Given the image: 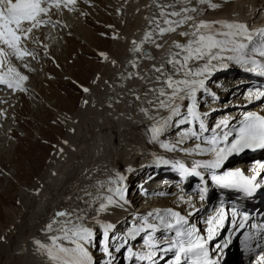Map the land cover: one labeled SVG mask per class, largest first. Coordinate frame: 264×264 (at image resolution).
<instances>
[{
  "label": "bare ground",
  "instance_id": "bare-ground-1",
  "mask_svg": "<svg viewBox=\"0 0 264 264\" xmlns=\"http://www.w3.org/2000/svg\"><path fill=\"white\" fill-rule=\"evenodd\" d=\"M84 1L75 0V3L71 4L65 3V0H60L61 7L59 10L65 9L68 12L71 9L76 10L75 6L82 7V5H86L88 1ZM172 2L173 0H122L121 2H110L109 9L117 17L115 18L112 15L115 19L111 20V24L114 25V22H117L119 25L116 28L118 34L115 32L117 34L115 41L111 45L105 46V50L108 52V54H105L108 62L99 68V79L94 80V82L92 81L93 83L91 81L89 83V80L85 79L84 84H88L86 85L88 89L85 101L78 109H73L74 119L72 120L77 121L69 122L71 131L65 138L67 143L62 145L61 149L56 152V156L49 161L43 175L38 178L34 189L28 188V193L33 197L31 203H28V207L31 210L26 212V216L21 215L22 213L19 210L17 211L18 216L15 215L16 220L14 219L17 222V228L13 232L16 233V239L13 243L10 244L9 242L5 245L4 255L6 259L4 264H51L46 253L39 249L35 242L40 241L45 245L51 246L50 237L62 235L55 231L58 225H53L52 232H48L47 230V225L54 219L61 223L65 220L64 217H57L56 215L61 211L71 213L73 218L81 216L83 219L77 222L91 228L95 239L101 233V230H104V225L111 224L113 227L118 226L119 223L130 218L137 211V208L140 209L138 210V214L134 215L136 219L135 227L143 226L145 219H147L148 223H153L154 221L158 223L155 219V213L160 212L163 214L168 210L180 213L188 220L189 226H191L195 225L193 224L195 222L198 223L199 217L201 215L204 216L206 210L209 209L210 212L214 210L217 213L216 215V213L211 212L208 216H205L209 222V218L214 215L211 218V221H213L211 227H213L214 238L216 240L219 234L216 228L224 226L228 217L231 218L230 230L235 229V224H238L236 227L238 229H235L237 231L246 229V224L249 222L251 215L238 216L240 213L234 207H225L227 201L224 199H221L220 203H217L216 206H210L209 203H206L209 198L206 199L204 197L201 199L194 192V188L190 189L188 185L181 187L177 183L175 176L164 166H155L156 164H163L162 161L164 160L172 161L178 157L183 162H186V160H192L191 162H193L195 159L203 161L211 159V156L205 154H188L190 150L195 149L197 144L192 143V140H190L188 143L186 142L182 145L180 140L186 139H182L183 135L178 138L177 134H175L176 139L172 136V129L177 125H181L177 122V118H174L173 122L169 124L164 133L156 140H153L150 131L157 121L169 115L163 109L158 110L157 97L153 92L149 91V89L161 87V84L156 82V77L160 73L155 72L154 67L163 65L165 72L174 74L172 66L167 63L170 52L176 53L180 51L173 46L174 42L186 44L189 40V37L179 35L182 31H189V25L178 28L176 32L168 33L164 36L159 35V30L154 23L156 19H159L161 11L157 7V4H171ZM212 3L219 5V7L212 9L207 4L198 5L196 0H192L191 6L202 9L201 14L196 15L197 21H227L230 23H243L244 21V24L249 28V25L246 23L247 20L249 22L250 20L251 22L257 21V16L264 15V0H212ZM182 6V4L177 3L175 10L179 11ZM68 7L71 9L67 10ZM101 7H104L102 3L94 11L99 20H102L101 18L106 16L102 12H99ZM59 10L52 9L51 18H47V16L40 17L41 20L47 21V23H41L39 27L35 28L36 31H40L38 40L33 36L34 29L28 35L29 38L21 41V47L26 49L28 54L20 59H17L15 56L8 58L11 60V66L21 75L28 76L26 75L28 70L23 68L24 71H22L20 66L28 65L29 68L31 67L28 61L37 50L38 46L36 44L42 42L43 46L45 45V42L42 41V39L44 40L45 31H42V29H46L49 25H63L62 20L66 14L65 12L64 14L60 13L62 11ZM119 13H121L120 17L117 15ZM160 25L161 27L165 26L162 19ZM259 25H264V23ZM216 26L219 27V25ZM148 32L153 33L152 38L145 40V35ZM83 37L90 46H94L93 41L95 38L88 31L83 32ZM26 40L28 41L26 42ZM134 41L141 48L140 52L133 51ZM157 44L161 45V47L157 48ZM45 47L49 49V46ZM144 53L148 55L145 56ZM113 62L117 66H113ZM133 63H135V67ZM142 63L144 64L142 65ZM200 63L202 64L203 61ZM230 65L235 66L233 63H229ZM189 66L194 68L197 65L194 62H190ZM0 72L6 73L7 67L0 68ZM231 72L233 73L230 74ZM234 72V70L226 71V68L217 67L211 75L207 76L205 81L207 91L200 90L197 93V108L201 113L204 123L206 120L212 123L218 117H222L226 121L229 118L228 113L235 111L238 116L235 120L230 121V126L234 127L236 125L235 121L248 113L262 114L261 111L262 109L264 110V104H261V102H255L251 106L248 104L259 99L254 95L257 90H253L254 93L248 96L253 98L249 101H242L241 96L244 91L252 89L250 85L245 86L243 83L251 82L253 86L257 84L256 86L261 88L260 85L263 84L264 78L247 71ZM49 73H51L50 69ZM52 74H54L53 71ZM249 78H253V80L249 81ZM106 80H108V83H106ZM13 82L20 86L12 87L13 89L18 88L17 91L19 92L26 89L27 85L29 88L31 86L28 79L19 81L18 78L13 77ZM47 84L50 88L56 83ZM31 90L28 89L30 92ZM51 90L53 91L54 89ZM54 92L53 94L58 98L57 92ZM209 93H212L214 96ZM136 97H140V99ZM200 98L203 101L201 100L200 102ZM161 99L164 98L161 97ZM150 100L154 101V103L150 104ZM207 101L208 103L210 102V106L201 108L202 104ZM189 103L190 101L185 100L181 106L184 116L187 115L186 105ZM142 109L146 110L147 114ZM0 116H3V114L0 113ZM194 124L195 127H198L195 129L199 130V125H197L199 123L197 122L196 124L195 122ZM184 127L179 126L177 129L183 132ZM67 129L69 130V128ZM11 134L12 132L9 133V135ZM203 135L199 139L200 145L201 147H208L209 145L204 144L203 141L204 139L211 138L213 136L212 132L208 130ZM232 139L229 136V140L231 141ZM190 143L191 145L189 146ZM162 144H168L170 148L174 146V150L166 149L161 146ZM182 148H186V151H182ZM0 159V161H3V164L10 162L1 153ZM259 164L261 163L258 162ZM263 171L264 169L258 167L255 172L260 174ZM203 173H205V180L203 181L206 183L205 187L208 188L210 186L209 178L211 177V171L203 170ZM149 174H155L156 177L148 181ZM121 176L124 177L123 180L119 179ZM165 177L170 180V186L173 185L172 188L164 185V181L161 178ZM135 179L139 180L144 186H146L145 183L147 182H149V185L152 184V187H148L150 192L143 193L136 198H133L134 195L131 197L132 192L129 194L128 191H131L135 187ZM157 180L160 181L156 184ZM110 181H115V183H110ZM261 186L257 190L261 191ZM117 188L121 190L120 195L123 196L122 200L118 199V194L115 192ZM109 189H113V191L109 192ZM127 194L131 197L130 199H128ZM20 196L23 197L22 195ZM108 196H112L117 200V206H109L102 212L100 211V205L101 203H107ZM256 197L255 200L261 199L259 195H256ZM23 198V205H25V201L29 197ZM258 207L260 205L256 204L253 210H256ZM12 211L15 210L6 209L3 212L6 216H9ZM233 212H236V216L232 215ZM149 213H153V215L149 216ZM218 214L224 216L223 224L218 225L215 223L214 218ZM241 224H243V227L240 226ZM132 230L133 227L125 229V236L128 242L125 244L123 238L120 241L123 244L121 245L122 247H124V244L131 246L136 243L138 244V239L142 236L146 238L148 236L147 232H140L135 238H132L129 235ZM221 230L223 231L224 228ZM167 232L168 230L155 233V238L159 240L161 237L166 236ZM58 243H62V246L66 247L71 246L67 241H58ZM95 245L96 242L94 244L91 242L86 246L93 253L92 247L94 248ZM163 246L165 245L161 244V247ZM114 247L113 245L112 248ZM144 251H148L146 246ZM109 252L110 255L105 254L104 251L103 253L92 254L94 264L100 263L99 261L103 257L105 259L118 258L120 261L116 262V264H122L121 252L114 251L112 253V249H109ZM168 255H171V252L158 253L155 264H162L163 259L161 258H165ZM249 260L250 258L247 259V261ZM128 264H136L134 258L128 261ZM139 264H148V262L144 261ZM240 264H245V261L241 260Z\"/></svg>",
  "mask_w": 264,
  "mask_h": 264
},
{
  "label": "snow or ice",
  "instance_id": "snow-or-ice-1",
  "mask_svg": "<svg viewBox=\"0 0 264 264\" xmlns=\"http://www.w3.org/2000/svg\"><path fill=\"white\" fill-rule=\"evenodd\" d=\"M196 2L198 5L207 4L212 9L219 7V5L212 3V0H196ZM65 3L74 4L75 0H65ZM177 3L183 5L179 11L175 10ZM191 4L192 0H173L171 4H157L161 11L159 19H156L154 23L160 36L176 32L178 28L185 25H189L190 30L179 33L181 36L189 37L188 42L186 44L174 42L173 46L180 51L169 54L167 63L172 66L174 74L165 72L163 65L154 67L155 72L160 73L156 77V82L161 84V87L149 89V91L157 97L158 110L163 109L169 115L157 121L150 129L153 140L158 139L164 133L174 118H177L179 124L198 122L200 132L208 131L197 108V93L200 90L207 91L206 78L217 67L227 68L229 63H233L247 72L264 77V28L251 31L246 24L239 22L197 21L196 15L201 14L202 9L191 6ZM53 6L58 9L60 0H0V45H3L0 47V68L7 67L6 73H0V84L6 83L9 88L19 87L18 84H14L13 77L18 78L19 81L27 80L26 76L21 75L11 66V60L8 58L15 56L20 59L28 54L27 50L21 47V41L27 39L28 34L34 28L39 27L41 23H47L40 17L47 15ZM161 19L164 27L160 25ZM189 22L191 23L189 24ZM152 35V32H148L144 39L150 40ZM133 44V51L140 52L141 48L136 45L135 41ZM156 46L157 48L161 47L159 44ZM144 55L147 56L148 54L144 53ZM201 61H203L202 64ZM190 62H194L197 66L190 67ZM133 66H136L135 63ZM6 77L8 78L6 79ZM254 95L257 98H264V90L258 89ZM136 98L140 99V97ZM185 100L190 101L186 105V116L181 110ZM149 103L152 104L154 101L150 100ZM142 111L146 112L144 109ZM226 124V121H221L216 128L219 129ZM213 132L215 133V129ZM230 135L231 133L227 131L223 132L222 135L214 134L211 138L203 141L204 144L209 145L208 147H201L200 144H197L195 149L190 150L188 154H205L211 156V159L196 161L190 168L177 162L174 167L179 172L181 179L188 176H198L203 180L204 176L198 169L210 170L212 181L220 187L238 189L252 195L253 191L260 186L257 179L259 174L248 177L239 169L225 171L222 174H218V171L223 168L225 162L233 154H239L245 149L252 151L264 149V115L248 113L244 116L240 127L236 130L235 137L231 141L229 140ZM183 138L200 139V135L197 131L189 129L183 134ZM161 146L174 150V146L170 148L168 144ZM162 162L164 164L169 163L167 160ZM258 167L264 169V163L259 164ZM119 179L123 180L124 177L121 176ZM110 183H115V181H110ZM108 191L111 192L113 189ZM115 192L118 194V199L122 200L121 190L117 188ZM203 198L201 196V199ZM109 206H117V200L112 196L107 197V203H101L100 211H105ZM56 215L57 217H64L65 220L61 223L54 219L47 225V230L52 232L53 225H58L55 231L62 235L51 236V246L36 241L37 247L46 253L51 264H94L93 257L86 246L94 238L92 229L77 222L83 219L81 216L73 218L71 213L63 211ZM152 215L153 213H149V216ZM232 215L236 216V212H233ZM155 219L158 224L148 223L145 219L143 226L133 227L132 232L129 233L132 238H135L140 232L148 233L144 241L148 251L141 255L133 253L132 249H129L130 256H135L141 261H147L148 264H155L158 253L173 252L174 260L171 264H218L211 258L208 248V243L214 236L213 227L210 226L208 235L203 236L195 225L189 226V222L184 216L172 210L163 214L156 212ZM214 220L218 225L223 224L224 216L218 214ZM208 223L212 225L213 221ZM240 226L243 227V224ZM112 227L111 224L104 225L106 241ZM162 228L168 230L169 235L164 240H157L155 233ZM173 232L174 235L171 234ZM247 239H251V237H246ZM58 241H67L71 246H62V243H58ZM162 243L165 246L161 247ZM103 250L105 254L110 255L107 245ZM258 264H264V254L259 256Z\"/></svg>",
  "mask_w": 264,
  "mask_h": 264
},
{
  "label": "rangeland",
  "instance_id": "rangeland-1",
  "mask_svg": "<svg viewBox=\"0 0 264 264\" xmlns=\"http://www.w3.org/2000/svg\"><path fill=\"white\" fill-rule=\"evenodd\" d=\"M86 1L89 3L87 2L82 7L74 5L76 10L68 7L67 10L71 9L69 12L56 8L62 11L60 13L64 14L65 12L66 14L62 20L63 25H49L46 29H42L45 31L44 40L42 39L45 45L43 46L42 42H40L41 45L36 44L37 50L28 61L30 68L28 65H21L29 71L26 75H28L27 79L31 84L30 88L27 85L24 89L25 92L23 89L22 92L17 91L18 88L10 89L11 92L9 90L1 91L0 113L4 117L0 116V153L10 162L3 164V161H0V264H4L6 259L4 255L6 243L10 242L11 244L16 239V233L13 232L17 228L15 221L18 216L17 211L19 210L21 215L26 216V212L31 210L28 203H31L33 197L28 193L29 189H34L49 161L56 156V152L61 149V146L67 143L65 138L71 131L69 122L77 121L72 120L74 119L73 111L85 101L87 92L85 89H88L86 87L88 84H84L85 79L89 80V83L90 81L93 83L94 80L100 78L99 68L108 62L105 56L108 54L105 46L111 45L118 34L116 28L119 24L117 22H114V25L111 24V20L117 17L109 9V5L111 1L121 2L122 0ZM101 3L104 7H101L99 12L106 16L99 20L94 11L97 10V6L100 7ZM48 14L50 17V13ZM117 15L120 17L121 13ZM84 31H88L95 38L94 46H90L83 37ZM39 33L40 31H36V29L33 32L36 40H38ZM45 46H49V49ZM18 64L20 65V63ZM113 66H117V64L114 65L113 62ZM49 69L51 73H49ZM47 83L56 84L49 88ZM28 89H32L31 92ZM51 89L57 92L58 98L53 94L54 90ZM244 95L246 96L245 93ZM201 100L202 98H200ZM208 106H210V102L207 101L202 104L201 108ZM184 125H177L172 129V136L175 137L177 134L179 138L183 132L177 127ZM188 129V126L184 128L185 131ZM10 132H12L11 135H9ZM135 182L137 183L138 180L135 179ZM26 190L28 191L26 192ZM128 193L130 194L131 191L129 190ZM20 195L30 198L25 201V205H23L24 198ZM132 196L133 193H131ZM127 197L131 198L128 194ZM6 209L15 211L6 216L3 212ZM97 247L100 246L96 243L94 248L97 249ZM103 259L105 257L101 258L102 263H104Z\"/></svg>",
  "mask_w": 264,
  "mask_h": 264
}]
</instances>
